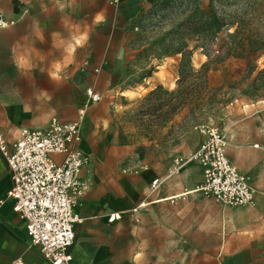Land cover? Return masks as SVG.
I'll use <instances>...</instances> for the list:
<instances>
[{
    "label": "crops",
    "instance_id": "crops-1",
    "mask_svg": "<svg viewBox=\"0 0 264 264\" xmlns=\"http://www.w3.org/2000/svg\"><path fill=\"white\" fill-rule=\"evenodd\" d=\"M12 1L0 0V12L7 20L16 21L0 31V42L3 36L21 29L20 26H32L35 31L30 36L34 41L41 39L44 34L39 29L44 24H19L27 11L14 13ZM151 1L57 0L58 6L49 7L57 11L55 20L61 29L69 32L68 36L86 31L84 53L93 52L94 62L81 82L74 77L75 71L64 75L55 72L56 63L50 52L37 49L28 58L12 55L15 67L10 72L12 81L0 80V136L9 149L22 129H45L53 118L63 123L78 121L79 111L88 107L87 89L102 97L118 85V77L126 73L136 58L130 48L133 30L141 8ZM75 50L79 49L75 46ZM100 51L102 57L97 56ZM20 61L29 64L21 65ZM142 87L144 91L150 89L149 85ZM128 93L139 97L143 94L120 90L119 96L90 105L93 107L84 115L86 126L110 122L115 109L123 112L134 109L139 97H128ZM84 117L81 148L90 163L91 152L82 129ZM202 127L206 126H197L193 134V143H199L193 149L188 145L181 149L184 155L174 158L172 168L176 159L189 157L205 140ZM219 131L227 141L228 160L249 178L255 191L252 206L226 207L204 195L201 191L204 171L195 162L169 178V172L157 175L150 168L142 170L134 164V170L123 178V183L95 180L93 188L85 176L88 163L80 174L88 191L75 210L80 222L75 225V240L68 249L70 264H264V100L224 107L220 112ZM155 179L163 182L157 191L150 193ZM11 185L8 162L0 152V264H50L40 248L33 245L25 222L13 210V201L8 198ZM113 190H118L119 195L115 196L119 202L114 205L110 202ZM145 201L149 212L158 207V216L140 214L142 227L124 246V235H131L132 231L124 230L122 220L126 213L141 210L138 207ZM114 214H120L121 218L109 222ZM147 225H154L153 231L158 234V243L154 245L140 236L152 232Z\"/></svg>",
    "mask_w": 264,
    "mask_h": 264
},
{
    "label": "rangeland",
    "instance_id": "rangeland-1",
    "mask_svg": "<svg viewBox=\"0 0 264 264\" xmlns=\"http://www.w3.org/2000/svg\"><path fill=\"white\" fill-rule=\"evenodd\" d=\"M262 2L232 0L221 6L218 15L234 24L228 22L229 25L208 40L204 48H196L199 41L188 36V29L190 18L208 7L209 0H153L141 8L130 47L136 56L132 66L118 77V85L109 94L100 95L99 102L88 104L87 108L79 111L119 96L120 90L143 93L141 97L128 93V97H139L137 106L124 112L120 108L115 109L110 122L103 125L86 126L84 117L82 129L91 152L85 176L92 182V188L95 180L123 183V178L134 170V164L142 170L150 168L157 175H166L174 158L184 155L185 151L181 149L187 145L193 149L199 143H193L197 126L219 131L220 112L224 107L264 100ZM50 6H58L57 0L12 1L14 13L24 14L27 11L19 24L40 22L44 26L40 27L39 33L44 36L34 41L30 36L35 31L33 27L20 26L21 29L2 37L1 81H12L13 74L10 72L15 69L12 55L22 54L28 58L38 49L50 52L56 63L55 72L59 75L75 71L74 77L84 82L87 68L93 64L95 57L93 52L84 53L87 46L83 43L88 40L86 31L68 36L69 32L61 29L55 20L57 11L49 9ZM33 7L39 9L33 10ZM237 30L240 33L232 42L231 36ZM247 34L251 38H246ZM75 46L79 50H75ZM181 46L191 54L190 68L183 67V70V56L177 53ZM97 56L102 57V52ZM19 64L28 65L29 62L20 61ZM146 85L150 89L144 91L142 86ZM180 145L182 147L179 148ZM110 193L113 195L111 204L118 203L119 199L115 197L119 196L118 190ZM142 204L141 210L132 209V213H126L122 220L124 230L132 231L131 235H124V246L142 227L140 214L158 216V207L149 212L148 206L144 208L148 201L140 206ZM147 227L152 228V232L140 236L144 241L150 240L152 245L158 243L154 225Z\"/></svg>",
    "mask_w": 264,
    "mask_h": 264
},
{
    "label": "built area",
    "instance_id": "built-area-1",
    "mask_svg": "<svg viewBox=\"0 0 264 264\" xmlns=\"http://www.w3.org/2000/svg\"><path fill=\"white\" fill-rule=\"evenodd\" d=\"M117 2L113 0V3ZM15 23L0 12V31ZM87 95V105L100 101V95L91 88L87 89ZM86 110L79 112V120L73 123L53 118L45 129H22L11 149L0 136V152L11 172L8 198L13 201L14 212L25 222L33 245L40 248L50 264H70L68 249L75 240V225L80 222L75 210L88 191L80 177L82 169L89 163L81 148L82 119ZM201 131L205 140L189 157L176 159L167 178L195 162L204 171L201 187L204 195L226 207L252 206L255 191L249 178L228 160L224 135L207 126ZM162 182V179H155L150 190L155 192ZM120 218V214H114L109 222Z\"/></svg>",
    "mask_w": 264,
    "mask_h": 264
},
{
    "label": "trees",
    "instance_id": "trees-1",
    "mask_svg": "<svg viewBox=\"0 0 264 264\" xmlns=\"http://www.w3.org/2000/svg\"><path fill=\"white\" fill-rule=\"evenodd\" d=\"M232 0H209L208 7L197 11L189 21L188 36L193 40L199 41L196 48H204L207 41L215 37L224 27L228 26L231 21L218 15V10L224 4H229ZM235 1V0H234ZM262 5H264V0ZM234 24V23H232ZM240 31L237 30L234 35L231 36L232 42H235ZM246 38H251L250 34L245 35ZM251 40V39H249ZM177 53L183 56L181 67L190 68V56L191 54L186 51L184 46L177 49Z\"/></svg>",
    "mask_w": 264,
    "mask_h": 264
},
{
    "label": "bare ground",
    "instance_id": "bare-ground-1",
    "mask_svg": "<svg viewBox=\"0 0 264 264\" xmlns=\"http://www.w3.org/2000/svg\"><path fill=\"white\" fill-rule=\"evenodd\" d=\"M190 134V133H189ZM194 137V136H193ZM197 138V137H196ZM202 140V139H201ZM82 145H83V143H82ZM85 148H87V147H85ZM83 149V148H82ZM86 150V149H85ZM144 206H147V204L146 205H144Z\"/></svg>",
    "mask_w": 264,
    "mask_h": 264
}]
</instances>
